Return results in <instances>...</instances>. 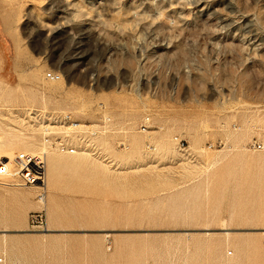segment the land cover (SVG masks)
<instances>
[{
  "label": "rangeland",
  "instance_id": "1",
  "mask_svg": "<svg viewBox=\"0 0 264 264\" xmlns=\"http://www.w3.org/2000/svg\"><path fill=\"white\" fill-rule=\"evenodd\" d=\"M55 120L97 136L0 183L4 264H264V0H0V151Z\"/></svg>",
  "mask_w": 264,
  "mask_h": 264
},
{
  "label": "built area",
  "instance_id": "2",
  "mask_svg": "<svg viewBox=\"0 0 264 264\" xmlns=\"http://www.w3.org/2000/svg\"><path fill=\"white\" fill-rule=\"evenodd\" d=\"M47 76L50 79H58L60 77V73L49 71L47 72ZM65 120H71V116L66 114L63 117ZM59 121V120H56ZM63 123H67L64 120ZM72 121L68 122L70 124ZM46 130V129H45ZM44 130V131H45ZM70 131V133H69ZM57 131L53 132L56 133ZM46 134H52L50 131L46 130ZM66 135L62 138L54 140L50 135L45 138V143L50 145V147L54 146L58 150L62 152H70L76 151L77 143L75 140L71 139L72 134H78V139H89L97 136L98 130L96 128H72L68 131H61L60 134ZM59 135V134H58ZM78 141V140H77ZM86 141V140H85ZM183 145V144H182ZM256 149L264 150V141L263 142H254L252 144ZM45 179H46V162L43 157L40 155H35L30 152L21 151L16 153V156L12 162V167L0 159V183L6 185H15V186H25V187H38L41 189L39 192V200H45ZM31 227L32 228H40L44 227L46 223V214L43 210L35 211L31 215ZM4 263V257H0V264Z\"/></svg>",
  "mask_w": 264,
  "mask_h": 264
},
{
  "label": "bare ground",
  "instance_id": "3",
  "mask_svg": "<svg viewBox=\"0 0 264 264\" xmlns=\"http://www.w3.org/2000/svg\"><path fill=\"white\" fill-rule=\"evenodd\" d=\"M61 78H62V75L60 74V77L58 79H53V80L51 79V81H59ZM59 121H56L55 120V122H53L52 124L43 125L44 126L43 127V130L46 129V130L50 131V133H53L55 131H60V130H66V131H68V130H70L72 128H92V125L87 124V123H82V122H76V120H73V122H71L70 124L63 123V122H59ZM55 124L60 125L61 128L60 127H56V128H59V129H54V127H52V125L53 126H56ZM43 144L45 146H43L44 148L41 151H38V152H30V153H33L35 155L42 156L43 159H44V161L46 162V170H47V155H46L47 153H46V148H48V146H47V143H44L43 142ZM29 149L30 148H27V150H29ZM26 152H29V151H26ZM76 152L77 151H73L72 153H76ZM63 153H66V152H63ZM68 153H70V152H68ZM15 156H16V154L14 155L13 152L10 151V150L0 151V159L2 161L6 162L9 165L10 168L12 167V162H13ZM50 160L52 161V164L53 165H58L60 163L59 159H57L55 157L54 158L53 157L50 158ZM61 166H62V164H61ZM36 188H38V187H36ZM42 201L44 202L45 200H42ZM45 230H50V229L49 228L48 229L46 228Z\"/></svg>",
  "mask_w": 264,
  "mask_h": 264
}]
</instances>
